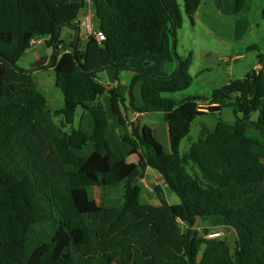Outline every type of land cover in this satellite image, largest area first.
<instances>
[{
	"label": "trees",
	"instance_id": "trees-1",
	"mask_svg": "<svg viewBox=\"0 0 264 264\" xmlns=\"http://www.w3.org/2000/svg\"><path fill=\"white\" fill-rule=\"evenodd\" d=\"M181 1L193 24L202 0ZM92 2L105 41L88 35L80 49L81 37L75 36L70 51L23 70L18 62L33 40L49 38L56 49L64 28L80 29L87 2L0 0V264H264V56L262 69L214 90L209 100L198 96L178 103L162 97L190 88L189 58L176 55L177 71L167 78L135 69L133 84L142 83L143 105L135 107L132 93L126 105L118 89L107 91L98 74L132 69L129 61L146 54L162 56L164 32L170 30L176 42L182 27L180 5L177 0ZM242 3L237 0V7ZM50 69L64 96V106L52 112L61 118V136L49 125L47 101L34 79L35 72ZM105 93L121 140L143 154L141 173L156 171L179 204L143 205L140 187L130 180L123 183L120 206L96 202L98 176L123 164L106 136L110 123L100 102ZM225 107L233 109L236 121L203 127L182 154L193 122ZM79 108L97 120L93 137L74 127ZM130 109L164 112L169 153L149 127L129 120ZM258 111L259 121L251 122ZM89 143L95 150L88 159L75 153ZM67 165L77 170L69 172ZM206 217L240 227L243 242L232 261L196 229L198 219Z\"/></svg>",
	"mask_w": 264,
	"mask_h": 264
},
{
	"label": "rangeland",
	"instance_id": "rangeland-1",
	"mask_svg": "<svg viewBox=\"0 0 264 264\" xmlns=\"http://www.w3.org/2000/svg\"><path fill=\"white\" fill-rule=\"evenodd\" d=\"M177 1L183 15V22L182 27L177 31L176 42L173 37L170 38L171 48L168 54L165 56V53L162 56L146 54L158 62L155 66L146 65L149 63L141 61L142 57L129 61L130 63L140 61L141 67L152 72L149 73L151 75L168 76L171 66L168 65L167 68L163 65L164 62L159 64L160 62L167 60L171 63L176 55L182 59L191 60L190 88L182 92L163 94L164 99L179 103L190 97L201 96L209 100L214 90L231 81L242 79L251 71L259 69L261 56H264V19L262 17L264 0H243L240 8L237 7V0H202L193 24L185 15L183 2ZM167 35L168 32H166ZM254 47H257V50H254ZM44 77L47 80L46 87H40V89L48 98L51 99L56 94L60 95L54 84V76L50 74ZM207 102H202L203 110H207ZM54 103L57 104L56 101ZM55 104L52 103V106H56ZM81 111L82 109L79 108L77 114L79 115ZM236 119L233 109L228 107L223 108L220 114L207 113L198 117L192 124L189 136L181 143V153L188 152L191 144L199 139L203 127L213 130L220 120L233 124ZM53 120L57 125L61 122V118H53ZM144 123L147 124V121ZM66 130L69 131L70 128ZM95 195L99 197L97 191L94 192ZM142 203H145V200H142ZM211 219L218 223L222 217L199 218L198 224L202 221L210 222ZM223 220L226 225L218 226L217 230L226 235L215 240L214 243L218 244L229 261H232L236 246L243 242L242 232L238 225L228 223L225 218ZM182 228L186 230L183 224ZM208 231L209 229L200 230L204 239ZM205 248L203 247L202 251Z\"/></svg>",
	"mask_w": 264,
	"mask_h": 264
},
{
	"label": "crops",
	"instance_id": "crops-1",
	"mask_svg": "<svg viewBox=\"0 0 264 264\" xmlns=\"http://www.w3.org/2000/svg\"><path fill=\"white\" fill-rule=\"evenodd\" d=\"M78 2L80 0H73ZM87 6L79 14V30H72L69 28H64L61 32L60 42L58 48L50 47L48 42L49 38H43V42L35 46H32L19 60L18 66L23 70H31L35 66L46 65L49 63L53 56L57 54L59 57L66 50H71V43L75 39V36L80 35L81 41L79 44L80 49H82L86 44V39L88 36V30L84 27L82 22L89 20L91 22L92 30H97L100 27L99 21L95 17L94 5L92 0H86ZM166 32L168 35L166 36ZM170 36V37H169ZM172 34L170 30H166L163 34V39L166 44L165 55L168 54L169 49L171 48L170 38ZM63 51V52H62ZM141 61L148 62L146 65H158L156 60L148 55L142 57ZM164 62V66L168 68V65L171 66L168 76L160 77H170L177 71L178 61L176 56L173 58V61ZM158 63V62H157ZM174 65V66H173ZM129 66L132 69L124 71H116L114 69H105L98 74V80L103 84L106 90L118 89L120 95L126 100V105H129V100L131 98V93L135 97V107H141L142 102V83L137 82L133 84L134 77L136 75L135 69L145 71L147 73H152L148 70H145L141 67V62L136 61L134 63L129 62ZM155 68V67H154ZM261 65L259 69H262ZM54 76V84L56 90L60 95L56 94L51 99L48 98L45 92L40 89L46 87L47 80L44 75ZM40 76V77H39ZM156 76V74H155ZM34 79L37 86V89L42 93L46 98V109L49 125L54 134L61 136L60 124H56L53 120L52 112L58 109H61L64 106V96L62 92L57 88L55 82V75L52 69L42 70L34 73ZM56 101L57 104L54 103ZM100 102L104 106L107 117L110 123V127L107 129L106 136L109 141L111 149L117 154V156L122 160L123 164L121 168L111 174H103L98 176L99 186L95 188L94 192H98V198L95 195L94 198L96 202L104 208H113L118 207L123 202V183L125 180H130L133 183L137 182V185L141 189V204L143 205H154V206H174L179 204V199L177 196L169 191L165 186L161 176L154 170L148 169L145 172L141 173L140 163L143 160V154L139 151H132L122 140L120 135V129L118 127V118L113 114L111 107V100L108 93H105L100 97ZM52 103L56 106H52ZM208 106V105H207ZM128 117L131 122H137L142 127L143 125L149 127L155 139L163 146V149L166 153L170 152V142H169V131L168 126L164 119V112L162 110H153L151 113L139 114L136 110L130 109L128 112ZM52 118V119H51ZM147 121V124L144 123ZM76 125V127H75ZM74 127L80 129L88 137H93L97 130V120L95 116L91 113H84L82 110L80 114H77L75 119ZM95 150V144L89 143L82 150H76L75 153L84 158L88 159ZM67 171L74 172L77 168L73 165L66 166ZM142 200H145V203H142ZM215 218V217H209ZM206 219V218H205ZM231 224V223H230ZM185 226V224H183ZM226 225L225 221L220 219L217 223L211 219L210 222H201L196 224V229L200 230L209 229L208 232L218 231V226ZM221 232V231H219ZM223 233V232H222ZM225 236L226 234L223 233ZM214 242V241H210ZM206 246V245H205ZM210 246V245H209ZM207 246V247H209ZM218 247V244L216 245ZM220 250V248L218 247ZM222 254L225 255V252L220 250Z\"/></svg>",
	"mask_w": 264,
	"mask_h": 264
},
{
	"label": "built area",
	"instance_id": "built-area-1",
	"mask_svg": "<svg viewBox=\"0 0 264 264\" xmlns=\"http://www.w3.org/2000/svg\"><path fill=\"white\" fill-rule=\"evenodd\" d=\"M82 24H84V27L87 28L88 35L96 36V38L98 39L99 42L105 41L106 38H105V35L103 34V32L100 29L92 30L91 22L89 20L82 22ZM42 42H43V39H35L31 42V45L35 46V45L42 43ZM201 108H203V106H201ZM203 111H205V110H203ZM222 237H223V233L219 232V231L209 232L206 235V239H208V240H218Z\"/></svg>",
	"mask_w": 264,
	"mask_h": 264
},
{
	"label": "water",
	"instance_id": "water-1",
	"mask_svg": "<svg viewBox=\"0 0 264 264\" xmlns=\"http://www.w3.org/2000/svg\"><path fill=\"white\" fill-rule=\"evenodd\" d=\"M63 52V51H62ZM74 52V51H73ZM179 63V62H178ZM92 72V71H91ZM260 111H258L252 118H251V122H258L260 119ZM137 185V182L134 183V187Z\"/></svg>",
	"mask_w": 264,
	"mask_h": 264
}]
</instances>
